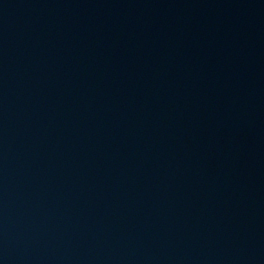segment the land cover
I'll use <instances>...</instances> for the list:
<instances>
[{"label":"water","instance_id":"95a60500","mask_svg":"<svg viewBox=\"0 0 264 264\" xmlns=\"http://www.w3.org/2000/svg\"><path fill=\"white\" fill-rule=\"evenodd\" d=\"M0 264H264V0H0Z\"/></svg>","mask_w":264,"mask_h":264}]
</instances>
